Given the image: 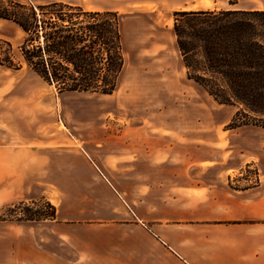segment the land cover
I'll use <instances>...</instances> for the list:
<instances>
[{"label": "crops", "instance_id": "0c3cea01", "mask_svg": "<svg viewBox=\"0 0 264 264\" xmlns=\"http://www.w3.org/2000/svg\"><path fill=\"white\" fill-rule=\"evenodd\" d=\"M167 2L175 11L206 9L189 7L188 0ZM4 125L0 209L42 199L56 212L53 220L3 227L13 257L20 247L22 263L264 264V141L261 151H245L250 139L230 133L221 147L222 124H216L201 140L208 156L189 160L182 146L134 144L119 151L116 176L82 149L88 160L80 177L73 164L59 162L60 137H45L22 121ZM128 153L132 161L119 160ZM251 171L255 182L244 179ZM80 179L84 196L74 199ZM72 212L80 219L101 216L102 224H71L75 218L65 215Z\"/></svg>", "mask_w": 264, "mask_h": 264}, {"label": "rangeland", "instance_id": "374dc122", "mask_svg": "<svg viewBox=\"0 0 264 264\" xmlns=\"http://www.w3.org/2000/svg\"><path fill=\"white\" fill-rule=\"evenodd\" d=\"M10 1L33 6L59 2L88 12L110 11L117 13L121 21L124 65L117 90L110 96H103L88 93L58 94L22 62L18 51L22 41L21 31L14 24L0 20V56L6 53L5 43L8 42L11 58L20 65L17 70L0 66V121L12 125L22 121L29 125V130L34 128L45 137H60L61 151H69L74 155L66 158L61 152L59 162L62 167L69 162L76 167L78 176H85L88 159L82 154L81 150L84 149L95 163L103 164L106 171L116 176L119 151L134 144L182 146L186 152L182 157H188L189 160L196 155L208 156L201 140L216 124H222L217 128L222 130L218 134L221 147L229 142L230 133H237L233 137L250 139L247 144H242L243 150L261 151L258 147L259 142L264 141V129L251 125L230 128L231 119L238 109L217 104L200 87L187 80L173 34V13L178 11L171 8L168 0ZM182 1L173 0L176 3ZM188 2L189 7L206 8L199 10L211 7L210 10L264 9V0ZM191 2L194 5L191 6ZM203 116L205 122L192 121L195 117ZM210 116L214 122L209 121ZM4 124H0V129H7ZM179 152L176 153L177 160L181 159ZM132 157L133 153H128L121 155L119 160L129 162ZM255 177L251 171L244 179L255 182ZM84 188L83 180L80 179L72 192L73 198L84 196ZM94 188L98 193L102 192L100 186ZM51 197L53 201H58L56 194L51 193ZM46 203L37 199L25 203L29 210L19 203L0 209V264H24L20 247L16 250V256H12L13 247L6 244L9 238L6 240L3 227L34 222L18 219H24L36 211L50 213ZM65 216L75 218L71 223L75 225L102 224L101 216L80 219L73 212Z\"/></svg>", "mask_w": 264, "mask_h": 264}, {"label": "trees", "instance_id": "16d2710c", "mask_svg": "<svg viewBox=\"0 0 264 264\" xmlns=\"http://www.w3.org/2000/svg\"><path fill=\"white\" fill-rule=\"evenodd\" d=\"M0 20L21 31L22 62L58 94L110 96L117 90L124 65L117 13L88 12L59 2L33 6L0 0ZM173 20L187 80L217 104L238 109L230 128L264 129V9L178 11ZM5 44L0 66L19 69ZM46 206L50 213L36 211L18 221L55 219L54 207Z\"/></svg>", "mask_w": 264, "mask_h": 264}]
</instances>
